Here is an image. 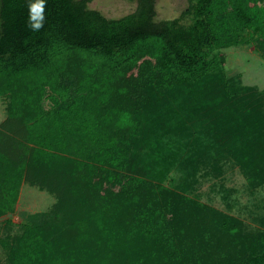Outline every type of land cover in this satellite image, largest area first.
Segmentation results:
<instances>
[{
  "label": "trees",
  "instance_id": "trees-1",
  "mask_svg": "<svg viewBox=\"0 0 264 264\" xmlns=\"http://www.w3.org/2000/svg\"><path fill=\"white\" fill-rule=\"evenodd\" d=\"M137 1L108 19L91 0H0V219L24 183L56 198L0 238L10 264H264V230L167 186L228 160L264 185V99L214 55L264 60V0L163 21Z\"/></svg>",
  "mask_w": 264,
  "mask_h": 264
},
{
  "label": "rangeland",
  "instance_id": "rangeland-1",
  "mask_svg": "<svg viewBox=\"0 0 264 264\" xmlns=\"http://www.w3.org/2000/svg\"><path fill=\"white\" fill-rule=\"evenodd\" d=\"M189 0H156V19L170 20L179 17L189 7ZM137 0H91L89 8L100 11L108 19H119L132 14ZM225 59L223 67L227 78H236L244 87L255 90L264 99V60L252 44L216 51ZM213 161L201 166L192 181L184 171H175L167 186L179 189L187 180L192 184L187 194L201 202L233 215L252 230H264V185L252 189L239 167L231 160L221 162V173L212 169ZM56 198L28 183L20 189L13 214L0 219V238L22 231L29 214L49 211ZM0 264H10L0 248Z\"/></svg>",
  "mask_w": 264,
  "mask_h": 264
},
{
  "label": "crops",
  "instance_id": "crops-1",
  "mask_svg": "<svg viewBox=\"0 0 264 264\" xmlns=\"http://www.w3.org/2000/svg\"><path fill=\"white\" fill-rule=\"evenodd\" d=\"M7 107V102L5 101V99L0 98V126L5 122V120L8 118V113L6 110ZM23 188V185L22 187ZM5 217V216H4ZM3 218V217H2ZM1 248V246H0ZM2 249V248H1Z\"/></svg>",
  "mask_w": 264,
  "mask_h": 264
},
{
  "label": "clouds",
  "instance_id": "clouds-1",
  "mask_svg": "<svg viewBox=\"0 0 264 264\" xmlns=\"http://www.w3.org/2000/svg\"><path fill=\"white\" fill-rule=\"evenodd\" d=\"M41 8H43V0H41ZM43 26V14H41L40 17V22H32L31 21V16H30V27L33 30H38L39 28H41Z\"/></svg>",
  "mask_w": 264,
  "mask_h": 264
}]
</instances>
